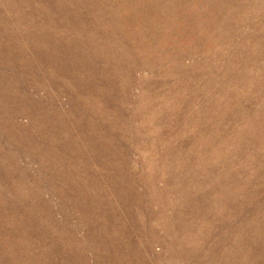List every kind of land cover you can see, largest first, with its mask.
I'll return each instance as SVG.
<instances>
[{
  "label": "rangeland",
  "instance_id": "1",
  "mask_svg": "<svg viewBox=\"0 0 264 264\" xmlns=\"http://www.w3.org/2000/svg\"><path fill=\"white\" fill-rule=\"evenodd\" d=\"M0 264H264V0H0Z\"/></svg>",
  "mask_w": 264,
  "mask_h": 264
}]
</instances>
